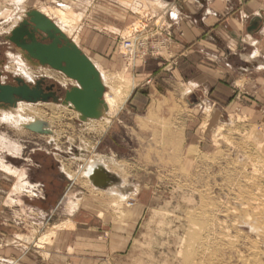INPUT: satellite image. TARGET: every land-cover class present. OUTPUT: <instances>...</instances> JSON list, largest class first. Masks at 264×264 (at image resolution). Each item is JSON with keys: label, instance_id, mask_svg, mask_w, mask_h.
I'll use <instances>...</instances> for the list:
<instances>
[{"label": "rangeland", "instance_id": "rangeland-1", "mask_svg": "<svg viewBox=\"0 0 264 264\" xmlns=\"http://www.w3.org/2000/svg\"><path fill=\"white\" fill-rule=\"evenodd\" d=\"M69 5L75 21L68 37L111 81L132 83L131 92L110 125L81 121L72 107L52 101L23 102L44 116L53 134L0 117V264H192L183 255H196L195 264H264V68L235 62L240 79L221 81L229 93H221V107L211 111L186 85L134 97L147 88L142 69L167 62L177 46L161 4ZM61 6L0 0L4 70L17 67L6 36L25 12L44 8L58 23L53 11ZM130 36L136 47L127 53L119 44ZM103 41L114 48L115 62L89 47ZM32 67L65 84L48 80L58 83L62 96L75 83L49 66ZM2 74L4 81L14 79ZM93 157L114 176L106 187L86 175ZM124 182L127 200L119 202L109 191ZM83 237L93 242L83 244Z\"/></svg>", "mask_w": 264, "mask_h": 264}, {"label": "crops", "instance_id": "crops-1", "mask_svg": "<svg viewBox=\"0 0 264 264\" xmlns=\"http://www.w3.org/2000/svg\"><path fill=\"white\" fill-rule=\"evenodd\" d=\"M47 1H55L59 5H69L70 2ZM153 1L161 4L162 14L173 27L177 46L170 49L173 56L167 62L152 61V68L142 69L139 76L147 88L136 91L134 97L140 98L146 91L148 96L174 92L186 85L189 87L187 94H195L200 101L198 105L211 111L221 107V93H229L221 81L235 75V62L255 63V68L257 62L264 68V19L259 31L254 34L248 32L250 20L264 14L263 0ZM89 47L105 60L115 62L117 59L108 41H103L98 49ZM149 79H152L151 83H148ZM126 185L127 182L122 184L123 192ZM90 239L83 237V244H91L93 241ZM84 257L86 261L90 260L89 256Z\"/></svg>", "mask_w": 264, "mask_h": 264}, {"label": "water", "instance_id": "water-1", "mask_svg": "<svg viewBox=\"0 0 264 264\" xmlns=\"http://www.w3.org/2000/svg\"><path fill=\"white\" fill-rule=\"evenodd\" d=\"M264 14L250 20L248 32L254 34L262 27ZM6 40L15 45L22 56L33 66H49L76 81L61 96L53 91L55 84L42 87L45 77H40L35 84L15 77V84L4 83L0 73V109L10 108L19 101L31 103L54 102L72 105L80 113V120L100 119L106 114V91L102 75L95 63L83 50L61 30L55 21L39 9L25 12L23 19L13 27ZM25 128L41 134H52L49 123L36 120ZM114 176L98 166L91 174L97 186H108L114 182Z\"/></svg>", "mask_w": 264, "mask_h": 264}, {"label": "bare ground", "instance_id": "bare-ground-1", "mask_svg": "<svg viewBox=\"0 0 264 264\" xmlns=\"http://www.w3.org/2000/svg\"><path fill=\"white\" fill-rule=\"evenodd\" d=\"M61 5H62L61 7H57L55 9V11H53V12H54L55 17L58 18V23L56 21L57 25L61 28V30L63 32H65L67 34V31H69V29H71L70 27H72V21L74 20V17H73L74 14L72 16L73 12L69 11V9L71 8L69 5L64 4V3H61ZM45 10L46 9L43 8L40 11L43 12L47 17L52 19V17L49 15V13ZM67 35L69 36V34H67ZM75 43L78 45L77 42H75ZM8 57L14 63H16V66L18 67V68L16 67L18 70L16 68H15L16 70L15 69L13 70L14 76L21 77L27 82H34L35 81L37 74L34 73V71L32 70V67L30 66V63L25 58H23L22 54L19 52V50L17 48L13 51H9ZM93 62L95 63L98 70L100 71V73L102 75L103 82H104L105 87H106L104 98H105V102L107 104V110H106V114L102 118H100V119H89V120H91V121L92 120L93 121L98 120V122L100 121V122H104L106 125H108V124L110 125L112 123L113 119L115 118V116L118 114L119 110L121 109V107L124 104V102L126 101V99L129 97V94H130L131 88H132L131 87L132 83H131V85H129L128 82H126L127 85H125V84L123 85V84H117L118 82H116V81H111L110 80L111 78L108 76L107 73L104 72V70L101 68V66L97 62H95V61H93ZM262 64L263 63H260V65H262ZM118 79H122V78L119 77ZM25 102L19 101L18 104L14 107L6 108V109L5 108L0 109L1 119L7 120V121H13L14 123H16L17 126H21L24 128H25L26 124H29V123L34 122L36 120H45L44 116L41 113H38L36 110L30 108L29 105H31V104L25 103ZM67 106H70L73 108L72 105H67ZM32 112H34L33 115H31ZM78 116H80V113ZM79 119H80V117H79ZM89 120H87V121H89ZM49 127L51 128L50 123H49ZM51 130H52V128H51ZM52 134H53V132H52ZM102 164L103 163H102L101 157H99V158L93 157L91 162L88 164V166L86 168V175L88 176V178L91 181H92L91 174L94 172V170L96 168H98V166H102ZM110 176H111V174H110ZM26 183H28V182H26ZM93 184H94V182H93ZM32 186H34V185H32ZM99 187H104V186H99ZM110 190H111V191H109L110 195L114 196L115 199H117V201L122 202V201L127 200V196L123 194L122 188H120V190H119V189H117V187H115V188H111ZM196 257H197L196 255H192V256L189 255V257H188V255H183L181 258H182V260H185L187 262L192 261V264H195Z\"/></svg>", "mask_w": 264, "mask_h": 264}, {"label": "flooded vegetation", "instance_id": "flooded-vegetation-1", "mask_svg": "<svg viewBox=\"0 0 264 264\" xmlns=\"http://www.w3.org/2000/svg\"><path fill=\"white\" fill-rule=\"evenodd\" d=\"M24 58V57H23ZM4 63H1L0 61V68H3V70H0V73L2 74L3 72H7V73H10L9 75L12 77V78H15V77H18V76H14L12 72H9L6 70H4V67H3ZM33 66V65H32ZM31 66V67H32ZM37 67V66H36ZM45 67V66H43ZM47 67V66H46ZM33 68V67H32ZM56 73H59L61 74L60 71H55ZM4 75L2 74L1 75V80L4 82V83H10V84H15V80L13 79L11 82H7V81H4L7 77H3ZM37 77L35 78V81L34 82H29V83H34L40 78V77H45V82L42 84V87L45 88V91H48L46 89L47 86H50L52 84H55L54 88H53V91H56L57 94L61 95L62 96V89L61 87L58 85V83H60V85L64 86L65 84H63L60 80H58L57 78H55L53 75H49V74H40V75H36ZM55 80L56 82L58 83H55V82H51V83H48V80ZM27 82V81H26ZM73 85H77V83L75 82Z\"/></svg>", "mask_w": 264, "mask_h": 264}, {"label": "built area", "instance_id": "built-area-1", "mask_svg": "<svg viewBox=\"0 0 264 264\" xmlns=\"http://www.w3.org/2000/svg\"><path fill=\"white\" fill-rule=\"evenodd\" d=\"M135 41H136V37H134V36L123 38L119 44L120 49H122L123 51H125L127 53L133 52L135 50V47H136ZM147 53H148V51H146V50L142 51L143 56H146ZM151 82H152V79H149L148 83H151Z\"/></svg>", "mask_w": 264, "mask_h": 264}]
</instances>
